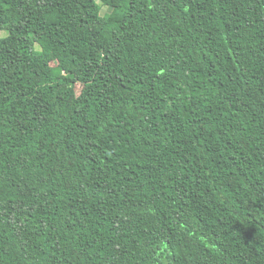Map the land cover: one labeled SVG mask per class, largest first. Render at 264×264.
<instances>
[{"label": "trees", "instance_id": "obj_1", "mask_svg": "<svg viewBox=\"0 0 264 264\" xmlns=\"http://www.w3.org/2000/svg\"><path fill=\"white\" fill-rule=\"evenodd\" d=\"M0 264H264V0H0Z\"/></svg>", "mask_w": 264, "mask_h": 264}, {"label": "rangeland", "instance_id": "obj_2", "mask_svg": "<svg viewBox=\"0 0 264 264\" xmlns=\"http://www.w3.org/2000/svg\"><path fill=\"white\" fill-rule=\"evenodd\" d=\"M101 14L104 15V16H107L108 15V9L106 7L102 6Z\"/></svg>", "mask_w": 264, "mask_h": 264}]
</instances>
